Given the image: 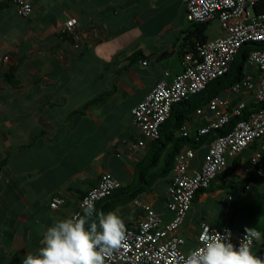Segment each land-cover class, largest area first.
Listing matches in <instances>:
<instances>
[{
	"label": "crops",
	"instance_id": "1",
	"mask_svg": "<svg viewBox=\"0 0 264 264\" xmlns=\"http://www.w3.org/2000/svg\"><path fill=\"white\" fill-rule=\"evenodd\" d=\"M33 5L31 16L22 18L12 0H0V52L9 56L0 60V163L7 160L0 175V264H21L27 252L41 247L43 231L76 215L104 173L123 187L136 180L147 149L130 157L141 138L132 110L159 82L172 83L183 72L180 54L195 39L196 24L187 19L183 0H34ZM73 19L78 39L66 29ZM9 73L17 84L7 80ZM250 73L259 76L253 68ZM225 97L256 103L244 91ZM252 151L238 166L231 160L212 190L195 200L178 229L185 254L199 245L203 223L229 225V215L223 223H209L208 215H216L203 205L215 197L216 207L225 208L230 196L235 204ZM207 153L208 147L198 149L192 173ZM164 184L137 192L130 202L104 200L97 211L116 204L128 229L150 204L168 224L175 214L167 207L168 180ZM251 192L264 193V181ZM56 197L66 201L53 210ZM254 251L264 257V241Z\"/></svg>",
	"mask_w": 264,
	"mask_h": 264
},
{
	"label": "built area",
	"instance_id": "2",
	"mask_svg": "<svg viewBox=\"0 0 264 264\" xmlns=\"http://www.w3.org/2000/svg\"><path fill=\"white\" fill-rule=\"evenodd\" d=\"M12 1L19 17L31 16L34 0ZM183 1L187 8V19L191 23L206 24L218 19L224 34L199 46L196 53H188L183 60V72L172 83L159 82L132 110L141 138L132 144L131 158L138 157L141 151L160 139L161 126L169 119L174 104L201 93L213 80L228 73L244 44L264 42V14H257L255 11L261 0ZM77 24L78 21L73 19L67 23L66 29L78 39ZM0 60L8 61L9 56H3L0 52ZM143 64L147 65V62ZM248 65L259 72L258 78L252 73L248 74L231 92L244 91L253 94L256 103L261 106L260 109L246 120L240 121L230 134L219 137L208 146V153L199 171L191 172V162L197 156L198 149L184 148L176 158L171 182L167 188V207L175 214L174 220L164 224L152 206L145 204L141 219L126 229L125 240L110 254H105V264H184L186 254L181 250L184 240L178 235V229L191 210L196 194L208 189L218 176L228 170L231 160L239 157L256 142L258 146L252 151L244 173L245 176H254L264 181V50L252 52ZM247 107L248 104L244 101L235 103L229 97L214 98L207 108L197 112L208 122L207 126L200 129V135L222 128L232 117L242 116ZM184 135L187 136V133ZM257 183L256 180H251L246 184V190L252 191ZM121 186L120 180L111 172L104 173L98 184L81 199L80 211L77 214H81L88 204L96 207L98 203L110 198ZM233 200L232 196L228 198L227 212L231 209ZM65 201L56 197L50 207L53 210L59 209ZM206 226V223L201 225L199 244ZM209 230L221 233L230 230V239L237 244L245 234L243 231H234L229 225L223 228L209 226Z\"/></svg>",
	"mask_w": 264,
	"mask_h": 264
},
{
	"label": "trees",
	"instance_id": "3",
	"mask_svg": "<svg viewBox=\"0 0 264 264\" xmlns=\"http://www.w3.org/2000/svg\"><path fill=\"white\" fill-rule=\"evenodd\" d=\"M255 11L257 14H264V0H261L255 7ZM209 23L195 25V39L186 44L185 50L181 52L180 55L182 60L185 59L188 53H196L198 47L209 40L207 35ZM257 50H264V42H248L244 44L231 64L228 73L213 80L201 93L174 104L169 119L161 126L160 139L152 142L148 146L147 154L143 160L139 162L136 171V180L127 187L121 186L120 189L106 200L119 198L123 203L130 202L134 199L137 192H150L160 180L166 179L168 183H170L176 158L184 148L191 147L202 149L208 147L219 137L230 134L240 121L246 120L252 113L257 112L261 107L260 104L251 103L242 116L232 117L230 122L222 128L213 129L205 135H200L199 133L201 128L208 125V122L205 121L202 116H199L197 112L207 108L214 98L218 96L225 97L227 94L231 93V89L236 84L244 81L246 76L250 73V70H248V68H250L248 65L249 56L252 52ZM6 78L9 82L17 84L13 73L7 74ZM90 105H92V103L89 104V106ZM81 112H76L75 114ZM198 119L200 121H198ZM185 132L187 136L184 135ZM257 146L258 143L256 142L250 149L254 150ZM248 150L234 159L233 167L240 165ZM6 162L7 160H4L0 163V175ZM218 178H220V176H218ZM251 180L260 181L254 176H246L245 179L239 183L241 186V195L228 211L229 226L234 231L245 232V226H257L264 232V193L247 191L245 186ZM211 190L212 184L208 189L199 191L196 194L195 200H197L200 195L210 192ZM103 202L104 201L98 203L95 209L98 210ZM116 207V204H112L106 208L104 212L114 210Z\"/></svg>",
	"mask_w": 264,
	"mask_h": 264
},
{
	"label": "clouds",
	"instance_id": "4",
	"mask_svg": "<svg viewBox=\"0 0 264 264\" xmlns=\"http://www.w3.org/2000/svg\"><path fill=\"white\" fill-rule=\"evenodd\" d=\"M206 226L201 243L188 251L184 264H264L254 251L264 241V232L245 227L239 243ZM126 238V224L117 210L98 212L88 204L81 214L53 221L42 233V246L27 252L21 264H105V254L118 248Z\"/></svg>",
	"mask_w": 264,
	"mask_h": 264
},
{
	"label": "rangeland",
	"instance_id": "5",
	"mask_svg": "<svg viewBox=\"0 0 264 264\" xmlns=\"http://www.w3.org/2000/svg\"><path fill=\"white\" fill-rule=\"evenodd\" d=\"M224 34V31H223V28H222V25L220 23V21L217 19V20H213L211 24L208 25V29H207V35L209 37V39L211 40H215L219 37H221L222 35ZM248 70H251V67L248 68ZM254 99V98H253ZM256 102V100H255ZM207 147H204V149H206ZM248 157V154H245V158ZM164 182L165 180H160L159 181V186L161 187H164ZM160 189V188H159ZM217 191V189H216ZM221 195L226 198L227 197V191L223 190L220 192ZM214 199L212 200H209L207 204H204L203 207H207L208 210H211L214 209V214L216 215L215 218L212 219L211 216L208 215V221H210L209 223H218L219 221H221V223H223L226 218L228 217V214H227V210H226V207L225 208H222V207H216V203L213 202V200L215 201V197H213ZM197 201V200H196ZM196 201L193 202V205H192V208H195L196 207ZM207 205V206H206ZM223 210H226V211H223ZM226 212V213H223V212ZM222 215H224V217H222ZM207 217V216H205ZM246 227V226H245ZM249 227V226H247Z\"/></svg>",
	"mask_w": 264,
	"mask_h": 264
}]
</instances>
